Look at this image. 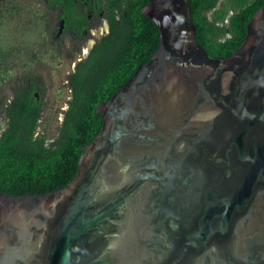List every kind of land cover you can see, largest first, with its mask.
I'll return each instance as SVG.
<instances>
[{
    "label": "water",
    "instance_id": "95a60500",
    "mask_svg": "<svg viewBox=\"0 0 264 264\" xmlns=\"http://www.w3.org/2000/svg\"><path fill=\"white\" fill-rule=\"evenodd\" d=\"M158 47L106 102L72 179L0 193V264H264V5L210 56L187 0H147Z\"/></svg>",
    "mask_w": 264,
    "mask_h": 264
},
{
    "label": "trees",
    "instance_id": "16d2710c",
    "mask_svg": "<svg viewBox=\"0 0 264 264\" xmlns=\"http://www.w3.org/2000/svg\"><path fill=\"white\" fill-rule=\"evenodd\" d=\"M187 2L196 28L195 39L216 58H224L240 46L246 24L264 5V0ZM146 4L147 0H117L120 19L111 21V35L103 41V49L112 46L120 54L115 70L101 67L99 58L89 59L84 62L82 74L76 79L70 78L71 86L77 90L61 133L52 144L46 146L42 138L32 137L38 116L36 106H31L27 99L18 103L19 128L15 133H5L0 140V193L46 194L58 191L72 179L83 146L89 144L101 128L102 113L96 110L97 106L110 99L134 74V65L123 73L129 61L132 64L147 62L158 47V27L141 12ZM31 53L26 52V55ZM1 54L14 53L9 44H4L0 46ZM23 119H27V123ZM12 135L15 140L7 142L6 137Z\"/></svg>",
    "mask_w": 264,
    "mask_h": 264
},
{
    "label": "flooded vegetation",
    "instance_id": "af4514ba",
    "mask_svg": "<svg viewBox=\"0 0 264 264\" xmlns=\"http://www.w3.org/2000/svg\"><path fill=\"white\" fill-rule=\"evenodd\" d=\"M116 3L117 0H0V25L7 26L0 27V46L9 44L14 53L0 55V140L5 133L17 132L21 121L18 103L27 99L38 109L32 137L42 138L49 146L61 133L74 101L77 89L71 86L70 78H78L89 59L99 58L101 67L115 70L120 54L112 46L103 49V41L111 35V21L120 19ZM145 61H129L123 73L132 65L136 70ZM53 80H60L62 85L56 87L57 93L63 88L69 93L66 106L56 102L51 112L48 96ZM23 121L27 123V119ZM43 122L46 126L41 130ZM14 140V135L6 137L7 142Z\"/></svg>",
    "mask_w": 264,
    "mask_h": 264
},
{
    "label": "rangeland",
    "instance_id": "374dc122",
    "mask_svg": "<svg viewBox=\"0 0 264 264\" xmlns=\"http://www.w3.org/2000/svg\"><path fill=\"white\" fill-rule=\"evenodd\" d=\"M207 14L210 16V12H208ZM1 27H7V26H2V25H1ZM10 27H13V24H12V23H10ZM23 27H24V26H23ZM59 81H60V80H53V81H52L53 84H51V85H50V83H47V86L50 85L51 88H52V90H51V89L49 90L50 95L48 96V97H50V99H51L50 104L48 105V107L51 109V110H50L51 112H53V110H52V104H53V106H54V105L56 104V102H57L58 104L62 105L63 108L66 106V103H64V102H65L66 98H68L67 94H68L69 92H68V90H66V89H64V88H63V90H62L60 93H57V91H55V89H56V87H58V85L62 86L61 83H59ZM55 94H56V95L60 94V95H62V97H60V95L55 96ZM51 102H52V103H51ZM54 107H55V106H54ZM59 116H60V118H61V115H59ZM44 126H46V124L43 122L42 125L39 126V128H40L41 130H43V129H44Z\"/></svg>",
    "mask_w": 264,
    "mask_h": 264
}]
</instances>
